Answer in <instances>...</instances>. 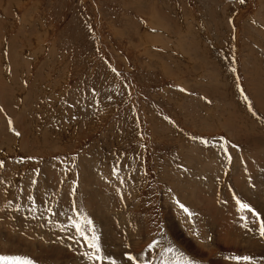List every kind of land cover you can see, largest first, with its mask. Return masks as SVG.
<instances>
[{
	"label": "rangeland",
	"instance_id": "1",
	"mask_svg": "<svg viewBox=\"0 0 264 264\" xmlns=\"http://www.w3.org/2000/svg\"><path fill=\"white\" fill-rule=\"evenodd\" d=\"M0 108V255L61 264L40 251L80 246L72 221L86 228L85 217L100 245L130 250L138 216V257L158 264L168 213L187 233L205 229L184 223L191 199L208 224L225 207L226 244L230 203L254 211L264 174V0H0ZM244 211L239 231L255 230L264 251L262 220ZM208 250L190 255L219 264Z\"/></svg>",
	"mask_w": 264,
	"mask_h": 264
},
{
	"label": "bare ground",
	"instance_id": "2",
	"mask_svg": "<svg viewBox=\"0 0 264 264\" xmlns=\"http://www.w3.org/2000/svg\"><path fill=\"white\" fill-rule=\"evenodd\" d=\"M258 183H257L259 185L258 190L254 191L253 189H251L252 190L251 191L252 192L251 199L253 201L254 208H255L254 212L257 213V215L259 216V219L264 221V174L261 177V179L258 181ZM255 189H257V187H255ZM94 204H96V203H94ZM201 204H202L201 199H200V201H195L193 199L190 200L189 211L192 213V215H191V217L188 216V218H187L188 221L184 222V223H187L189 226L193 227V222H194V220H196V222H197L196 225H198L197 229H200V225L202 228H205L204 230L200 229V230L196 231V235H192L193 234L192 232L187 233L184 230L185 226H184L183 222L180 221L179 217H177L175 215L173 216L169 213L167 214V217L165 219L166 224H167L166 228L168 230V236L171 237L170 245L174 249L178 250L180 253H183L184 256L188 259L200 261V262H197L196 264H209V263H205L204 261L198 259L195 255H190L192 253H197L201 258H203V257L209 255L211 252V250L206 251L207 253L203 251V250H206L208 246H209V248L216 247L220 250V255H219L220 257L216 255L217 257L215 258L216 259L215 262H219V264H224L222 262H225V264L226 263L227 264H237L236 261L231 259V257L237 256V255H249L256 261V264H264V251L259 250L257 252V247L260 246L259 240L256 238L254 242H250V237L255 236L257 232L253 229H249L247 235H244L242 232L239 231V222L240 221L248 223V219L245 215L244 209H241L239 207V205L235 202L230 203L231 224L228 228V232L226 233V244H225V243L219 241L220 237L218 239V234L221 235L222 231H223V227H222L221 222L223 220V213L222 212L225 209V207H223L219 203H215V204H218V210L215 213V215H217V218L214 216L213 221L208 224V221L205 217L207 215H206L205 211L202 209ZM102 214H103V211L100 209L99 206H96L95 211H94V215L97 218V224L100 228L99 234L101 233V236L103 238L102 233L107 231V227L105 225H103V223L101 221L102 220L101 219ZM242 217L244 219H241ZM191 218H192V220H191ZM253 218L258 219L257 216H254V215H253ZM130 219H129L130 223L126 227L127 231L132 235V237L134 239L133 247L130 250H124V248H115L111 244L107 243V241L106 242L104 241L103 242L104 244L101 245L102 246L101 247L102 252L105 255L113 256V258L117 259L120 262V264H129V262L127 261V258L123 255L126 251L131 252L134 256H138V253L136 252L135 244L136 245L138 244V246H139L141 244V242L143 241V239L139 238V236L142 235V229L144 228V225H143L141 218H139L138 216H130ZM87 227L85 229H87ZM92 227L94 229H96L94 225H92ZM220 229H221V231L219 232ZM42 230L43 231H41V232L45 233V230L44 229H42ZM52 232H53V230H52ZM216 232H218V233H216ZM97 234H98V232H97ZM106 235H107V233H106ZM106 235H104V236H106ZM100 240H102V239H100ZM172 240H174V241H172ZM100 243H102V242H100ZM222 244L225 245L224 248H222ZM65 245H62V246H60V248L54 249V250L53 249H50V250L43 249L40 251L39 254L41 256L48 255V256L53 257L54 259L56 256H58L60 254L61 255V260H60L61 264H71V262L69 263V260H71V259L72 260L76 259V261L73 262V264H91V262L86 260V257L85 258L81 257V260L77 259V256L69 258L67 253H66V251L67 252H69V251L73 252L74 251V252H79V254H80V252H81L80 250L83 249V251H86L87 246H86V243L84 241L81 242L80 246H78V245L75 246V243L74 244L68 243L67 249L65 248L66 247ZM103 245H105L106 248L103 247ZM232 245H234L236 247V250L239 253L235 254V250L232 247ZM150 253L147 254V256H149V257H144V259L140 258V260L142 262H149V264H156V263H154L155 261L153 262V259H152V257L154 255L151 257ZM151 254H153V253H151ZM160 255H161V257L156 256L159 258L158 262H157L158 264H165V263L161 262L162 260H164V258L162 259V257H168V260L167 259L166 260L167 261H173V264H174V261L176 258L173 257L172 254L165 252V253L160 254ZM143 256H145V255H143ZM105 264H107V262H105Z\"/></svg>",
	"mask_w": 264,
	"mask_h": 264
},
{
	"label": "snow or ice",
	"instance_id": "3",
	"mask_svg": "<svg viewBox=\"0 0 264 264\" xmlns=\"http://www.w3.org/2000/svg\"><path fill=\"white\" fill-rule=\"evenodd\" d=\"M240 5H244L246 3V0H239ZM229 23H233L232 21H229ZM233 27V31H234ZM234 38V37H233ZM115 71V69H113ZM233 72L236 71L235 68L232 69ZM27 84V82H25ZM237 87L239 88V84H237ZM180 91H185L183 88L180 89ZM245 99H248L245 97ZM67 103V101H65ZM71 107V105H69ZM249 110H251V105L249 102ZM3 109L0 108V112H2ZM75 119V117H72ZM167 119V117H165ZM12 120H8V126L9 129L14 132V134L19 137L21 135L20 132L15 131V129L12 127ZM193 139H196V137H193ZM201 143L206 144L207 141L201 140ZM28 159H32V157H28ZM4 161L0 160V168H3ZM119 171H120V164L119 162L116 163V166H114L111 169V174L113 176H117L119 178ZM120 183L122 184L124 182L123 178H119ZM0 183H4L3 180H0ZM31 183L35 184L36 180H32ZM119 191V189H117ZM74 195V190H73ZM29 200H33V197L31 195L28 196ZM237 204L241 209H247L249 212H251L254 216H257L259 219V216L257 213L253 211V209L245 203H242L240 200L236 201ZM11 203V201H9ZM33 205H35V201H33ZM180 208L188 214L189 217H191L192 213L189 211L185 205L180 204ZM33 212H35V207L32 209ZM49 212H51V209H48ZM73 211L78 212V209H76L75 205L73 206ZM72 219L71 217L69 218ZM86 225L88 226L87 229L83 227L80 223L76 222L75 220L72 221V226L75 228L76 233L85 241L87 250L83 253V256L86 257L87 261L91 262V264H120V262L113 258L111 255H105L101 250L100 245V239L99 236L96 234L95 229L92 227V221L88 220L87 217L84 218ZM241 219H244L243 217ZM247 225L245 224V227ZM90 233V235H89ZM259 234L261 237H264V221L260 223L259 226ZM71 239V238H70ZM157 241L152 240L150 243H148L147 247L149 249L153 248L156 245ZM167 253L172 254L173 257H175L174 264H196L194 260L188 259L184 256L183 253H180L178 250L174 249L173 247H168L164 250ZM126 258L129 264H149V262H142L138 256H134L131 252H125L123 254ZM232 260L236 261L237 264H256V261L249 255H237L231 257ZM0 264H36L34 259H31L27 256H16V255H0ZM165 264H173V261H166Z\"/></svg>",
	"mask_w": 264,
	"mask_h": 264
}]
</instances>
